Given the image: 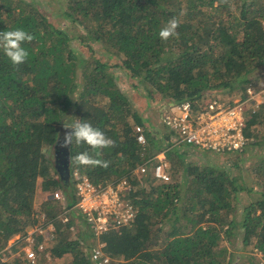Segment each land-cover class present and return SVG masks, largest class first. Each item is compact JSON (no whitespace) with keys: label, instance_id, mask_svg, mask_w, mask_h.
Segmentation results:
<instances>
[{"label":"trees","instance_id":"obj_1","mask_svg":"<svg viewBox=\"0 0 264 264\" xmlns=\"http://www.w3.org/2000/svg\"><path fill=\"white\" fill-rule=\"evenodd\" d=\"M56 2L51 7V0H0V32L21 28L34 36L22 45L29 57L19 66L0 49V264H32L23 258L24 237L12 243L9 238L25 235L41 215L56 223V238L49 241L52 260L35 264H97L90 253L96 235L88 224L79 221L86 233L70 229L80 218L77 182L88 176L94 184L107 183L125 174L132 187L123 198L135 215L100 234L110 264H231L222 240L236 238L253 252L249 263L264 264V154L252 167L260 188L242 185L240 150L219 153H237L235 174L221 164L187 162L186 147L205 150L171 146V132L158 130L135 103L136 95L151 105L158 97L168 104L262 86L255 77L264 76V0ZM173 18L178 35L164 41L159 31ZM70 24L79 32L70 31ZM71 117L88 120L115 141L99 157L111 162L107 169L70 161V176H62L51 148ZM254 125L264 127V109L250 116L249 137ZM257 130L251 145H264V129ZM161 150L171 180L133 173ZM83 151L94 154L88 145L73 143L70 157ZM56 189L62 198L50 195ZM243 189L250 199L237 213ZM38 190L43 200L36 204ZM65 210L70 222L60 219Z\"/></svg>","mask_w":264,"mask_h":264},{"label":"built area","instance_id":"obj_2","mask_svg":"<svg viewBox=\"0 0 264 264\" xmlns=\"http://www.w3.org/2000/svg\"><path fill=\"white\" fill-rule=\"evenodd\" d=\"M198 101L184 99L169 102L166 106L163 122L171 130V146L184 143L218 153L242 150L249 143L250 116L263 112L264 86L250 84L245 93L239 94L233 100L213 96ZM136 130L138 140L146 143L142 125L138 124ZM166 158L165 151L161 150L135 168L133 173L145 175L152 172L154 177L169 181L172 174ZM74 173L79 176L78 171ZM77 186L78 200L74 208H77L97 238H100L101 233L128 224L134 218L133 204L129 199L123 198L132 187L127 174L98 184H94L88 176H83L78 180ZM50 195L55 198L63 196L59 189ZM60 219L62 222H70L71 215L65 210ZM76 224L74 222L70 226L73 233L76 231ZM55 230L56 223L47 221L45 215H41L40 222L20 236L24 237L23 257L35 264L42 254L48 255L47 244L56 238ZM103 245L100 240L91 245V258L97 264H110L112 258L104 251Z\"/></svg>","mask_w":264,"mask_h":264},{"label":"rangeland","instance_id":"obj_3","mask_svg":"<svg viewBox=\"0 0 264 264\" xmlns=\"http://www.w3.org/2000/svg\"><path fill=\"white\" fill-rule=\"evenodd\" d=\"M46 2V0H44ZM57 5L56 0H51V7H55ZM58 21H60L61 23H64L62 18H58ZM66 23H64L65 25ZM70 31L72 32H79V27H75V25L70 24V26L68 27ZM257 78V85H264V76H260V78H258L257 76L255 77V80ZM121 83H127L125 81V78H121ZM127 88H129L128 85H126ZM132 90H135L134 88ZM134 95V94H133ZM215 95V94H214ZM214 95L211 96H206L204 99L206 98H211ZM239 94H233L231 95V93H226V91L221 92L219 94L220 97L222 98H236L238 97ZM145 98L141 99L139 98L138 95H136L135 97V103L137 105V107L142 110V111H147V114L149 118L152 119V121L154 122V124L157 126L158 130H162V131H171L170 128L166 127L164 125L163 122V115L166 111V106L168 105L167 102L169 101L167 98H161L158 97L156 101L152 102L151 104L145 103L144 102ZM166 104V105H165ZM149 105V106H147ZM259 115V114H257ZM256 131H255V129ZM254 127H251L252 129V136L249 137V142L245 148H243L242 150H240L239 155H241L242 159L244 160V165H245V169H244V175H243V180H239V182L242 185H248L249 187H254V188H260V182H259V177L256 175L255 170L252 169V167H255V164L257 162L258 159H260V157H262V155L264 154V145H251V140H255L257 138V133L258 130H260L261 134L262 131L261 129H264L263 125H254ZM257 132V133H256ZM182 145H186V144H182ZM187 150H185L186 152V161L187 162H191L194 164H198L199 166H206L209 163H215V164H221L223 166H227L228 168H230L232 170V172L235 174L236 172L238 173V167L236 165V163L233 161L234 160V156L237 153H234L231 155V157H229V154H219V153H215L214 151H205V152H200V151H195V150H191L188 147H186ZM52 149V153H55V149L54 147L51 148ZM245 158V159H244ZM182 173H179L177 175L178 180H182ZM184 185V184H183ZM182 185V186H183ZM61 191V190H60ZM248 190L247 189H243L240 192V204L238 205V209L236 210V212L238 213V211L240 212V210L242 209V207L248 203L249 199H250V194H248ZM41 194V190H38L37 194H36V204H39L42 202L43 198L40 196ZM49 193H46V196ZM80 220H78L76 218L75 222L76 224V231L74 232L75 235L80 232H82V229L84 230V226H82V224H84V220H81V223L79 222ZM87 228V227H86ZM87 231H89L88 229H86ZM86 230H84V233H86ZM73 233V234H74ZM22 235V233H15L13 234L10 238H9V242L12 243L14 242L17 238H19ZM22 238V237H20ZM239 238H236L234 241L230 242L227 239L222 240L223 244H226L228 246V257L230 259V261L232 262L231 264H251L250 262V256H253V252L249 249V248H245L242 245V242L238 241ZM90 241V240H89ZM99 238L95 237L92 238L90 242H98ZM47 246H50V243L47 244ZM20 248V247H19ZM48 251V250H47ZM12 252H20V250H14L12 249ZM260 253L258 255V257L256 258L257 260L260 259ZM9 256H13L12 253H10ZM24 256V254H23ZM52 253L50 251H48V255L47 254H42L41 258H44L45 260H47L48 262H50L52 260ZM24 258V257H23ZM25 259V258H24Z\"/></svg>","mask_w":264,"mask_h":264},{"label":"clouds","instance_id":"obj_4","mask_svg":"<svg viewBox=\"0 0 264 264\" xmlns=\"http://www.w3.org/2000/svg\"><path fill=\"white\" fill-rule=\"evenodd\" d=\"M178 27L179 21L176 18L169 20L159 31V37L167 41L170 37L177 36ZM33 39L34 36L32 34L21 28L0 32V49L3 50L14 66H19L25 63L29 57L28 50L22 45L25 42L30 43ZM64 129L63 146L68 147L73 145V143L76 145L86 144L94 152V154H90L88 151L80 152L74 157H70L71 163L85 167H103L105 169L110 166V161L99 157L102 155L103 149L115 147V141L108 137L101 129L94 127L88 120L76 117L64 120ZM78 217V220L85 221L81 214L80 218Z\"/></svg>","mask_w":264,"mask_h":264},{"label":"water","instance_id":"obj_5","mask_svg":"<svg viewBox=\"0 0 264 264\" xmlns=\"http://www.w3.org/2000/svg\"><path fill=\"white\" fill-rule=\"evenodd\" d=\"M65 129L62 125L59 129L57 140L54 144L56 166L62 176L68 178L70 176V146H63V135Z\"/></svg>","mask_w":264,"mask_h":264}]
</instances>
